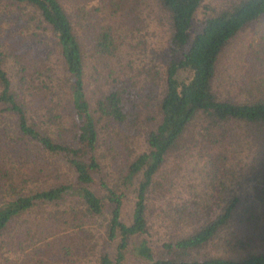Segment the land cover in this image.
I'll return each instance as SVG.
<instances>
[{
  "label": "trees",
  "instance_id": "trees-1",
  "mask_svg": "<svg viewBox=\"0 0 264 264\" xmlns=\"http://www.w3.org/2000/svg\"><path fill=\"white\" fill-rule=\"evenodd\" d=\"M73 1L0 0V264H264V0ZM142 5L162 68L93 77Z\"/></svg>",
  "mask_w": 264,
  "mask_h": 264
},
{
  "label": "rangeland",
  "instance_id": "rangeland-1",
  "mask_svg": "<svg viewBox=\"0 0 264 264\" xmlns=\"http://www.w3.org/2000/svg\"><path fill=\"white\" fill-rule=\"evenodd\" d=\"M101 2L102 0H75L71 3L68 2L67 7L73 14L75 13V10H77V6L83 7V5L85 4L88 8L91 7V9H94V7H97ZM205 3V6L216 7V5H219V3L221 2L220 0H206ZM150 9L152 8H148L147 6L143 5L140 6L139 9H137L140 26L137 25L138 30L130 31V29L127 28L126 33L122 34L120 38V41H122V43L120 44V54L116 62H112L109 64L107 62L105 63V68L103 66L102 69L101 63L99 61L98 63H96V61L94 60L95 58H92V60L95 61L96 68L91 67L89 72L93 77L98 71H101V73L105 75L106 70L110 69V67L113 70L116 69L115 65L120 69H122L121 67H124L125 71L127 72H130L133 69H144V71L146 72L149 70L162 68L167 49V35L165 30L161 28L160 24L157 21L155 22V24H149L150 19H157V17H155V14H157L158 12L154 8L152 10ZM203 16L204 13L202 10L197 12L193 21L194 29H196ZM248 35H250V31H248L247 35H243L238 39V41L230 45L229 50L227 51V55L222 60V75L218 74V78H228L230 75L234 77L235 80L233 83L235 89H239L235 86H237L238 79L241 78L240 74L247 66L244 62L238 60V57L245 52L241 50V47L246 42V38L248 39ZM85 37V42L89 43L90 33H86ZM241 59L246 60L245 58ZM261 77H263V75ZM56 85L57 83L54 82L55 87ZM54 94L57 97H66V89L64 85H61L57 89H54ZM136 144L138 147H140V149H142V138H139ZM198 179L199 178L194 179V181L197 182ZM131 206L132 205L130 203H127L126 207L124 208V219L126 221L129 220V216L131 214Z\"/></svg>",
  "mask_w": 264,
  "mask_h": 264
}]
</instances>
